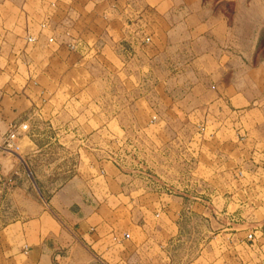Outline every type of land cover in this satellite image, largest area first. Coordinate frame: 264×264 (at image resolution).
I'll return each mask as SVG.
<instances>
[{"label": "rangeland", "instance_id": "obj_1", "mask_svg": "<svg viewBox=\"0 0 264 264\" xmlns=\"http://www.w3.org/2000/svg\"><path fill=\"white\" fill-rule=\"evenodd\" d=\"M204 3L232 11L230 38L217 49L226 60L219 65L222 74L231 72L232 89L202 110L188 92L195 67L188 43L175 36L183 32L168 34L169 48L148 67L142 49L131 61L129 47L113 48L112 33L101 39L97 16L89 18L90 31L82 32L80 15H74L72 32L42 33L40 42L18 49V63L1 70L0 84L17 96L35 90L31 103L40 111L27 128L0 127L2 148L14 155L28 152V162L21 159L22 176L3 173L5 179L29 185L27 194L42 204L74 179L84 181L86 195L96 189L100 199L111 195L125 206L116 216L120 227L148 237L138 264H198L200 256L208 264V250L199 245L214 227L208 223L209 193L194 185L208 183L212 156L217 166L230 157L234 170L264 167V0ZM19 99L12 104H23ZM217 205L221 212L223 203ZM253 238L250 233V247ZM247 258L248 264L264 261L251 251ZM72 260L97 264L80 250ZM30 262L0 256L2 264Z\"/></svg>", "mask_w": 264, "mask_h": 264}, {"label": "crops", "instance_id": "obj_2", "mask_svg": "<svg viewBox=\"0 0 264 264\" xmlns=\"http://www.w3.org/2000/svg\"><path fill=\"white\" fill-rule=\"evenodd\" d=\"M74 15H80L82 32L90 31L89 18L97 16L96 29L104 34L101 39L112 33L113 48L129 47L131 61L136 59L137 49H142L148 67L169 48V35L185 33L175 36L192 50L195 82L188 92L198 102V110L221 101L232 89L231 72L222 74L225 68L219 66L226 60L217 53L230 38L232 11L211 8L204 0H0V77L4 64L20 61L18 49L33 42L30 38L40 42L47 31L72 32ZM110 15L111 22L107 21ZM13 94L16 99L23 97V104H12L21 102L11 98ZM34 95L35 90L25 89L17 96L8 84H0V127H28L40 112L31 103ZM21 159L28 162V152L14 155L0 146V170L6 176H22ZM210 160L208 183L194 185V190L209 193L208 223L214 227L200 238L203 243L199 245L208 250V264H233V257H239L237 264H248L250 251L264 257V167L248 172L228 167V156L222 166L216 165V156ZM27 186L11 184L2 193L0 256L23 257L29 264H73L72 258L80 250L97 264H138L148 237L131 235L130 227H120L116 219L123 206L120 201L111 195L98 198V189H93L94 195H86L87 185L74 179L60 184L42 204L41 198L35 201L27 194ZM40 189L44 194V187ZM218 202L224 206L221 212ZM199 259L197 263L202 264V257Z\"/></svg>", "mask_w": 264, "mask_h": 264}, {"label": "built area", "instance_id": "obj_3", "mask_svg": "<svg viewBox=\"0 0 264 264\" xmlns=\"http://www.w3.org/2000/svg\"><path fill=\"white\" fill-rule=\"evenodd\" d=\"M35 40V38H30L29 39V41H34ZM24 128H27V126H24ZM14 134L15 133H13V135L11 136L12 138L14 137ZM9 146H11L10 144H9ZM12 183H11V181H9V180H6L5 179V175L3 174V172L2 171H0V199H1V196H2V193L11 185ZM126 236V238H129L130 237V235L129 234H126L125 235Z\"/></svg>", "mask_w": 264, "mask_h": 264}]
</instances>
